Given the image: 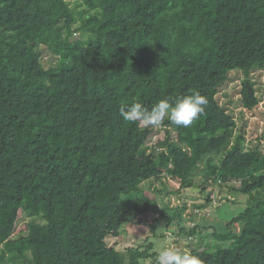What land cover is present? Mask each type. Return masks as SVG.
<instances>
[{
  "label": "trees",
  "instance_id": "obj_1",
  "mask_svg": "<svg viewBox=\"0 0 264 264\" xmlns=\"http://www.w3.org/2000/svg\"><path fill=\"white\" fill-rule=\"evenodd\" d=\"M257 70L264 0H0V264H146L153 243L122 253L107 239L158 222L190 239L212 228L216 244L190 252L201 264H264V152L218 98L239 71L242 106L256 110ZM193 91L207 104L186 128L119 115ZM198 178L203 192L247 196L244 210L186 228L184 208L157 214L142 189L180 193Z\"/></svg>",
  "mask_w": 264,
  "mask_h": 264
},
{
  "label": "rangeland",
  "instance_id": "obj_2",
  "mask_svg": "<svg viewBox=\"0 0 264 264\" xmlns=\"http://www.w3.org/2000/svg\"><path fill=\"white\" fill-rule=\"evenodd\" d=\"M72 39L78 41L82 37L80 34H76ZM40 50L43 57V66L45 68L55 67L59 58L52 55L45 47ZM250 76L256 84L257 96L260 99L259 107L256 110L248 111L242 106L240 91L241 82L245 78V75L239 71L230 73L229 80L223 86L218 98L221 105L235 116L238 122V131H244L246 147L254 148L258 146L264 152V70L252 72ZM202 183V179L198 178L195 181L194 187L182 189L178 193L176 191L180 187V183L171 182L169 186H165L167 190L160 193L158 190L164 187V185L153 180L149 183H144L142 189L146 194L156 197L158 200L159 208L157 214L163 211L166 212L168 207H170V210L184 208L183 224L186 228H192L194 224L209 226L210 224L205 219L206 216L212 217L213 223L217 227L222 228V222L229 221V219L244 210L247 196L234 194L229 186L219 185H208L206 186V191L203 192L201 190ZM209 198H211L210 203H208ZM232 202L235 204H232ZM169 215H171L170 212H166V216ZM156 225L157 230L155 233L150 232L149 225L142 227L125 225L121 230L120 236L109 237L107 243L109 247H115L122 253H126L129 248L142 249L153 243L152 253L156 255L151 260L145 261V263L156 264L158 253L164 248L173 247L181 252H191L214 240L212 228L205 230L201 239H190L188 237H180L178 229L173 228L166 231L159 222ZM212 243L214 242H210L209 244Z\"/></svg>",
  "mask_w": 264,
  "mask_h": 264
},
{
  "label": "clouds",
  "instance_id": "obj_3",
  "mask_svg": "<svg viewBox=\"0 0 264 264\" xmlns=\"http://www.w3.org/2000/svg\"><path fill=\"white\" fill-rule=\"evenodd\" d=\"M206 104V98L199 91H193L190 95L177 97L172 102L162 99L151 110L141 103L121 106L119 115L127 122L151 127L160 126L167 118L173 125L186 128L204 112ZM156 264H201V259L188 251L181 252L168 247L159 251Z\"/></svg>",
  "mask_w": 264,
  "mask_h": 264
}]
</instances>
